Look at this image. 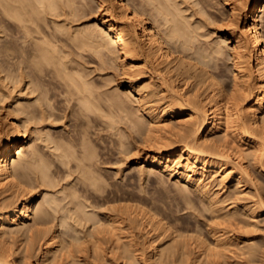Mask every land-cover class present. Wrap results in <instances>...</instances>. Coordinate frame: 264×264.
<instances>
[{"label":"bare ground","instance_id":"bare-ground-1","mask_svg":"<svg viewBox=\"0 0 264 264\" xmlns=\"http://www.w3.org/2000/svg\"><path fill=\"white\" fill-rule=\"evenodd\" d=\"M182 2H184V0H148V4L151 5L152 9L156 12V19L152 22L145 12L138 7L140 4L137 6L132 0H95L98 11L101 13L105 12L104 16H98L93 25H91L92 22L88 25L87 23L84 24L85 26L83 27H81V25H78L79 27L74 25L76 28L72 29L73 26H70L75 16H79L80 13H86V9H84L85 2L82 0L77 2L76 0H0V55L2 56L0 72L6 71L2 77L0 76V80L6 81V79H8L13 82L14 85L18 82L20 84V81L28 83V86H25L28 87L29 90L27 94L30 93L29 95H31V93H35L36 91V93H38L39 91L36 97L34 96L35 102L39 101L42 104L45 103L46 105L43 104L44 107L51 106L50 109H55V107H53L54 105H51L52 96L48 95L50 91L43 87V84L47 82L44 79V77H46L45 75H50L54 79H58L59 82L57 81V83L62 85L58 86L64 87L63 92L68 93L66 94L68 95V103H70V100L75 99L76 105L79 107L76 108L79 109V114L84 117V122L82 121V123L86 126V128L81 129L79 138H76V143L71 141L72 137L71 140L68 141L65 139H62L65 141H59V139L55 141L54 139L50 140L51 137L48 138V141H55V151L54 148L53 151H57L55 153V158L60 161V165L58 164L59 167L65 165L64 167L67 168V166L71 164V170L73 169L74 172H78L76 178L77 182L74 186L72 185L74 182L71 183L72 188L67 192L65 187V189L62 188V190L61 188L60 190L56 188L58 186L56 179L58 178L54 179V169L53 172L50 170L51 164L49 163V165L46 163L47 159L45 162L41 154L43 152L40 153L37 150L39 147L36 148V145L35 147L30 145L31 148H29V146H26V143H24V139L28 137V134H26L28 130L27 123L32 119L31 114H37L36 112L34 113L36 109H30V107H34L33 103L28 102V100L30 101L32 98L28 97L27 103H23L19 94L20 97L11 102L9 106L10 110L7 111V116L5 114L7 118L2 115L6 120V124L4 131L0 130V195H3L0 199V264H29L30 260L28 261L26 258L27 256L21 255L19 252L18 255L14 254L13 250L11 251L9 247H7L8 245H5L8 243L6 241L8 238L6 236L7 234L9 235L8 229H13V226L15 229H13L11 233L19 234L20 236L23 235V237H25L26 245L24 244L25 247L23 245L22 248L24 247L26 251L29 250L31 252L32 248L30 250V247L40 244L39 246L42 248V251L37 260L32 264H92L90 263L92 259L90 260L88 258L89 255L87 257L86 254V256H83L84 258H81V255L78 256V253H74L75 249L77 250L78 247L81 248L80 250L78 249V251L82 252V247H88H85L84 244L88 245L89 242L90 244L92 243L94 247L95 256L97 255V258L94 257V261L97 263L99 259V264H140V261L144 259L145 264H147V262H149V264H164V262L166 261L165 263H167L168 259L175 253L176 256L179 254V234L176 240L173 238V242L168 241L169 243L165 242L166 245H164L165 243L160 242L164 241L163 238L161 239V236H163L162 233L157 234L158 231H155V234L153 226L151 227L153 224L150 225V223H152L150 219L151 216L146 214L148 212L143 207L142 208L146 212L138 211L139 209L135 212H138L137 222L139 223L137 225L139 226L140 224L142 226V230L145 233L144 235L147 237L145 248L147 254V256L145 255L146 258L143 259V256H141L142 254L140 253V255L138 253L139 249L135 247L134 244L136 242L134 243L132 239L125 240L122 243L118 242L122 239L121 235L120 238L117 235L119 239H114H118L117 242L121 244L114 245L115 243H113L112 245L110 243L112 245L111 259L109 256L105 258L104 256L106 255H103L101 251L98 254L99 248L104 240L101 238L102 243H100L98 234H104L105 232L103 231L107 228V233L111 231L112 234H114L112 226L114 225L115 231V226L119 224V220L117 217L109 215L108 224L112 226L110 227L109 225L107 227V223L104 221L103 223L101 222L102 219L98 216V210H95L94 201L90 199L94 196V188L100 178L98 179L99 175L95 174L96 171L94 167L97 164L94 166V159L97 157V154L94 156V143L91 145L88 139L90 136L87 126H89V121L91 119L93 120L92 114H94L96 109L99 110L101 106L97 102V95L95 93L98 91L95 92L94 90V81L90 77V72L88 74L84 72L85 67L83 66L85 65H83L82 62L83 57L80 58V56H82L81 51H89L92 52V54L95 53L100 56H108L109 60L111 59L114 60L113 62H118V64H116L121 67L122 72L128 73V76L130 73L131 76L132 73L135 72L136 74L137 72H143V74L151 72V74L143 80L145 83L142 82L144 83L142 86L136 84L139 80L136 78V75H134L135 77H131V85L126 91L128 92L126 96L131 94V98H133V95L137 97L140 103H137L139 104V110H141L140 118L142 117V119L138 117L140 112L135 113L133 111L134 113H132V111H130V101H126V99L123 98L124 96H122L123 94L119 95L120 93L115 91L116 94L114 93L115 95L113 94L109 97L116 103L118 107L116 108L125 113L123 117H128L131 120L130 122L132 125L130 127H133L132 129H134L135 134L137 131H140V134H144L145 132L161 133V139L155 138L156 141L152 139V141L156 142V145L159 144V147H154L150 152L145 154L141 162H136L149 166L151 170L156 169L164 175L177 177L185 185L193 187L197 193L206 200L204 201L206 205L209 204L211 206H209L211 209L213 206H217L219 202L218 193L214 189L215 187L213 188V178L219 177L220 179L217 180H220V183H226L232 180L235 187H238L241 185L240 183H242V180H244V178L242 179V176H244L243 174H248L247 165L244 163V156L247 155L246 148H244L243 145L242 147L232 145L227 139L229 135L234 141L240 142V144L244 141L245 144L248 145L247 149L251 151V157H253L255 161H258V164H264L262 163L264 159V31L261 15L264 11V0H223L222 6H230L228 14H226L227 12L222 13L225 17L222 15L219 16L220 19L222 17L226 18L227 23L224 21L225 34L223 36L221 35V39H218L217 42L215 41L208 51L203 49L199 44V42L201 43L199 35L200 37L202 35V32H199V28H201L203 24L201 25V22L197 21L199 22L197 25L196 19L192 17L193 15L190 16L189 13V15L185 14L188 7L186 9L183 8L181 6L183 5ZM142 5L143 4H141V7ZM205 6H207V4ZM63 16L64 18H60ZM70 16L74 17L72 18L73 21H71ZM68 18L71 23H69L70 21H66ZM59 19L64 20L61 21ZM229 38L232 40V43L228 42ZM66 46L74 49L77 48L78 50L74 52V49H69L72 50L73 53L72 51H68L69 47L64 49ZM76 51H79L81 54L79 55ZM84 52L83 55H85ZM227 52L229 55L228 59L231 61L232 74H227L230 76L228 80V77H225L227 81L224 78L219 81L215 79L217 76L213 75V71H208L204 68V65L202 66L200 64H207L212 58L221 57L220 55L227 54ZM75 53H78L77 55L79 58H77L78 56L75 55ZM71 54H74L76 58H73ZM206 58L210 59L206 60ZM80 59H82V61ZM139 64H142V66L138 67ZM216 65H214V67ZM149 67L151 69L147 71ZM221 69L223 68L221 67L219 72H222ZM151 70L156 71L159 75L156 77L159 78L153 76ZM39 72L43 74L45 72L47 73L45 75L41 74L40 76ZM50 76L49 79L52 78ZM193 78L200 80L196 83L197 88L195 92H193L194 94H191V92H189L190 89L187 91L186 87L188 82ZM27 79L29 80L26 81ZM51 80L53 81V79ZM201 82L205 85L202 92L199 91L202 86L200 85L202 84ZM52 83V85H55L54 82ZM17 85H15V87ZM53 89H56V87ZM61 94L63 93L61 92ZM152 94L154 96L157 95V97L159 96V103L157 101L158 104H153V102L157 100L156 98V100L150 103L152 101L151 99L149 102L150 105L142 104L144 99L146 100L149 97L152 98ZM100 101H102V98ZM126 102H128V104ZM145 102H147V100ZM241 102L243 105L242 108L239 107ZM38 104H36V106ZM138 108L136 112L139 111ZM37 109L39 110V108ZM109 109L113 108L110 107ZM39 113H41L40 117L43 119L46 112L41 108ZM22 114L24 117L21 116ZM51 114L50 116L48 115L49 118ZM74 114L76 113L74 112ZM135 114H137V116ZM107 115L112 119V114L110 116V114L107 113ZM118 115L120 116V114ZM133 115L137 118H134ZM182 115L185 116V118H183L185 119L183 120L184 122L181 123V121L177 120L178 125L176 124V127L178 126L180 129L173 131L175 124L172 127L169 123ZM48 117L45 119L48 120ZM109 118H105L106 121ZM52 119L53 118H51V120ZM39 120L40 119H38V121ZM112 123H114V121H112ZM105 127L107 128V126ZM126 129L128 132L131 130H128V128ZM111 130H113V128ZM154 135L152 136L154 137ZM150 136L151 135H149V137ZM174 136H179V138L181 136L184 137L183 144L180 143L182 144L181 147L173 144L172 140ZM149 139L151 138H148V141H150ZM121 144L123 143H120V145ZM49 145L50 144H48V146ZM120 147L121 146H119V148ZM27 148L31 150L28 151ZM50 154L53 155L54 153ZM126 156H129V152ZM132 157H134V155ZM136 159L140 160L139 157ZM229 162H231L232 165ZM227 163L231 165L230 168L227 167ZM54 165L51 166L54 167ZM145 169L141 168L142 173ZM233 169H235V171L237 170L235 174ZM56 170L55 172H57ZM63 170L62 172H65V169ZM71 176V174H68V178ZM99 184L101 183H98V185ZM102 186L103 185H101V187ZM36 187L42 188V190L40 189V193H43V200L37 197L38 192H34ZM99 190H102V188ZM58 192L59 194L60 192L63 193L64 197L62 198L60 196L59 198L57 196L59 195L57 194ZM260 198L261 199L258 198L260 204L258 207V209L260 208L259 211L264 209V196ZM189 199L185 202H189ZM248 205H244V208H239V210L247 209ZM106 206V210H108L110 207L108 205ZM249 206L251 207V205ZM120 209L122 210V208ZM120 209L115 211L118 212ZM214 209L217 211L216 208ZM140 210L142 209L140 208ZM255 210L254 208L253 210L250 208V211H247L250 213V217H254L256 213L253 214L252 211L255 212ZM234 212L232 211L231 214L233 215ZM150 214L152 215V213ZM247 218L248 217H246V219ZM134 219L136 220L135 217ZM162 223H160V225ZM162 230L161 231L165 233L167 229L164 230L163 228ZM67 235L70 237L67 238ZM113 236L114 235H112V237ZM165 236L168 235L165 233L164 237ZM112 237L111 239L113 240L115 236ZM222 237L224 236L222 235ZM219 240L220 239H217L216 243H218ZM105 241V243L109 241L112 242L111 240ZM225 241L227 242V239ZM220 242H222V240H220ZM243 242L245 245L243 246L245 249L247 247V252L250 255H254L255 257V254H259L258 250L260 248H257L259 246L253 241V238L247 237ZM203 243L204 242H202V244ZM216 243L212 245L218 246ZM227 243L229 244V242ZM202 244L200 243V246H202ZM224 244H222V247ZM102 247L104 246L102 245ZM202 247L206 248L203 249L207 252L206 255H210L209 258H211V255H216L217 253L215 252L217 251L215 250L216 248L212 249V247H206L205 245ZM17 250L15 252H17ZM204 250L198 255L197 260H199L200 263L205 260L201 258L202 254H205ZM176 251H178V254ZM259 251L261 252V250ZM100 254L101 257L99 258ZM217 254H219V251ZM29 255H31V253ZM217 256L218 255H216V258Z\"/></svg>","mask_w":264,"mask_h":264},{"label":"rangeland","instance_id":"rangeland-1","mask_svg":"<svg viewBox=\"0 0 264 264\" xmlns=\"http://www.w3.org/2000/svg\"><path fill=\"white\" fill-rule=\"evenodd\" d=\"M77 1H80V0H76V2ZM82 1L85 2L84 9H86V13L85 14L80 13L79 16H77V17L75 16V18L73 16H70L71 21H73L72 18H74V21L72 23H71L69 18H68V20H66L67 22L70 21L69 23H71V26L70 25L69 26L70 27L73 26L72 29L76 28L74 25H77V26L81 25V27H83V26H85L84 24H86V23H87V25L91 24L90 22H92L91 25H93V24H95L94 22H96V18L98 16H104L105 12L101 13L98 11V7L96 6L95 0H82ZM132 1L134 2V4L136 3L137 6L140 4L138 7L143 12H145V14L150 18V20L152 22L155 21L156 12L154 9H152V6L148 4V0H137L138 2L136 0H132ZM201 1L200 0H197V1L196 0H189V1L184 0V2H182L184 6L183 5H181V6L185 9L188 7L186 9L187 11H185V14H187V15L190 14V16L193 15L192 17L196 19V22L199 21V22H201V25L202 24L204 25V26L202 25V27H201L202 30H201V28H199V32L201 31L202 33L201 32L200 33L203 35V36L201 35V37L199 35V40L201 41V43L199 42V44L201 47H203V49L208 51L211 48V46L215 43V41L217 42L218 39H221L220 36L221 35L223 36L225 34V32H224L225 26L224 25L226 22V18H224L225 16L222 13L227 12L226 14H228L230 6H222L223 0H203L202 3H201ZM141 2H143V3H141ZM195 3H197V4H195ZM141 4H143L142 7H141ZM206 4H207V6H205ZM144 5H146V6H144ZM213 12H214V14H213ZM211 13L213 14V16ZM215 15H217V16H215ZM220 15H222L224 17L221 16L222 18L220 19V17H219ZM261 15H262V24H263V31H264V11L261 13ZM60 18H64V16L60 17ZM59 20L63 21L64 19H59ZM199 22H197V25L199 24ZM204 34H206V35H204ZM231 39H232V37H231ZM231 39L229 38L228 42L232 43ZM202 41H203V43H202ZM68 47L69 46H66V48L64 47V49H67ZM69 49L73 50L74 48H72V47L68 48V51L71 52L72 50H69ZM75 50H78V49L75 48L73 51L75 52ZM65 51H67V50H65ZM76 52H78L79 55L81 54L79 51H76ZM81 52H82V54H81L82 56H80V58L83 57V61H82V59H80V60L83 62V65H85V66H83V67H85L84 68L85 70L84 69H82V70H84V72H86L87 74L90 72L89 73L90 77L94 81V90H95V92L98 91L97 93H95L97 95V102L102 108L101 109L99 107V110H97V109H96L97 111L95 110L94 114H92L93 120L91 119L89 121V126H87V128H89L88 130H89V136H90V137L88 136L89 137L88 139H89L91 145H93V143H94V145H93L94 146V152H95L94 156H95V154H97L96 156L98 157V158L94 157L95 158L94 159V166L97 164L94 167V169L96 171L95 174L99 175L98 179L99 178L100 179L97 182L101 183V184H99L100 186L98 185V183H96L98 186L95 184L96 187L95 186L94 187L98 188V189L94 188V196L95 197L93 196L90 199L92 201H94L93 203L95 206V210H98L97 213H98V216L101 217V218L100 217L99 218L102 219L101 220L102 223L104 221L105 223L108 224V220L110 218L109 215H113V216L117 217V219L119 220L118 223L120 224V225L116 224V226H115L116 232L114 231V225L113 226L110 224L107 225V227L109 225H110V227L111 226L113 227L112 228L113 230L112 229L111 230L113 231L114 234H112L111 231H108V233H107L106 231L108 228L105 231H103V232H105L104 234L103 233H100L101 235L98 234V237L100 239L99 240L100 243H102V240L104 239L103 240L104 244L103 243L101 244V247L99 248L98 254L101 251V253H103V255H106V256H104L105 258H108L107 256H109V258L111 259V256H112L111 246L113 245V243H115L114 245H119L125 240L132 239V241L134 243L135 242L137 243V244L135 243L134 245L137 249H139L138 253L142 254V255L141 254L140 255L143 256V259L146 258L145 255L147 256V254H146L145 248H146L147 237H146V235H144L145 233L142 230V226L140 224H139V226L137 225L139 223V222H137L138 212L137 213L135 212L139 209L138 211H144V212L147 211L149 214L148 213H146V214L151 216V217L149 216L151 221H152V223H150V225L153 224V225H151V227L153 226L154 232L158 231L157 234L162 233L163 236H161V239L163 238L164 241H160V242H163V243L168 242V241L173 242L172 241L173 238H175L174 240H176L179 236H180V238L183 239V240L180 238L178 239L181 241V242L179 241V244H178L179 245L178 246L179 247L178 248L179 254H178V251H176L178 255L176 256V253H175L171 258L168 259L167 263H165L166 262L165 261L164 264H192V263L193 264H202V262H203V264H264V209L261 208L263 210H260V211H259L260 208L258 209V207L260 206L259 199H261L260 197L264 196L263 195V193H264V190H263L264 189V167L263 166H264V164L263 165L258 164V161H255L253 159V157H251L252 156L251 151L247 149L248 145L245 144L244 141H242L241 144H240V142L234 141L230 135H229V137H227V139L231 142L232 145L241 146V147L243 145L244 148H246V153H247L246 156L247 157L244 156V163H245V165H247L248 174L247 173L243 174L244 176H242V179L244 178V180H242V183H240L241 185H239L238 187L237 186L235 187V185L232 183V180H230L226 183L221 182L222 183L221 184L220 180H217V179H220L219 177L213 178V188L215 187L214 189L218 193L217 196H218L219 202L217 203V206H213L214 208H216L217 211H215V209L213 207L211 209L210 208L211 206L208 203H207L208 205H206V202H204L206 200L199 193H197V191L193 187L185 185L177 177H170L166 174L164 175L162 172H160L156 169L151 170V168L149 166L142 165L141 163L140 164L137 163V162H141L143 160L145 154H147V152H150L151 149H153L154 147H156V148L159 147L158 146L159 144L156 145L155 138L161 139V133L160 132H158V133L153 132L155 135L157 133L156 137L153 133H146L145 132L146 133V134L144 133L145 135L142 133L140 134V131H137L139 133L136 132V134H135L134 129H132L133 127H130L132 125L130 122L131 120L125 115L124 116L127 117L129 120L127 118L123 117V114H125V113L121 112L120 109H117L118 107L116 106V103L114 102V100L110 99L109 97L111 95H113L114 93L116 94V92L120 93L119 95L123 94L122 95V96H124L123 98L126 99V101H130L129 102L130 109H131L130 111H132V113H134V112L139 113L140 112L138 114V117L140 118L141 110H139V108H138L139 107L138 105L140 103H139L137 97L133 95V98H131L132 97V96H130L131 94L130 95L128 94V96H126L128 93L126 91H127L128 87L131 85V77L136 75V78L139 79L136 84L142 86L145 83L143 80L146 79L148 77V75L151 74V72L145 73L146 75L143 74V72L142 73L137 72V74L135 72V73H132L131 76H130V74H131L130 73L128 76V73L122 72L121 67L119 65H117L118 62H113L114 60H111V59L109 60L108 56L107 57L106 56H100V55H97L95 53H94L95 54L94 55V54H92V52H89V51H85V52L81 51ZM83 52L85 55H83ZM78 53H75V55H77ZM71 55L73 56V58L75 57L74 54H71ZM220 56L221 57H218L220 59L214 58L216 60L218 59L219 61L218 60L216 61L213 58L210 61L209 60L210 58H206V60H209V62H207V64H200V65H202V66L204 65V68H206L208 71H213V75L217 76L215 78L216 80L220 81L223 78L225 79V77L226 78L228 77L227 78V80H228L230 78L229 75L232 74L231 73V69H232L231 61H230V59H228L229 58L228 52H227V54H223ZM77 58H79V56ZM138 60L141 61L140 59H138ZM1 62H2V56L0 55V63ZM215 62H217V63H215ZM216 64H218V65H216ZM214 65H216V66L214 67ZM139 66L141 67L142 64H139L138 67ZM83 67H81V68H83ZM221 67L223 68V69H221L222 72H219ZM148 69L150 70L151 68L150 67L147 68V71H149ZM120 71L122 72V74ZM151 71H152L153 76H155V77L159 76L156 71H153V70H151ZM5 72L6 71L0 72V76L2 77ZM39 73H40V76H41V74H43L41 72H39ZM46 73L47 72H45L43 75H45ZM227 74H229V75H227ZM124 75H126V76H124ZM45 76L47 77V78L44 77L45 81H47L46 82L47 84L44 83L46 85L43 84V87H45L46 89H49L50 92H48L49 93L48 95L53 97V98L51 97V101H52L51 105H54L53 107H55V109L53 107H52L53 109H50L51 106L50 107H47V106L44 107V105H46L45 103H43L44 104L43 105L39 101H38L39 104L37 101L35 102L34 99H35L36 95L39 93V91H38V93H36L37 91L35 93L34 92L31 93V95H29L30 93L27 94L29 92V90H28V87H25V86L26 85L28 86V83H25L24 81H22V82L20 81V84L18 82L17 83L18 85L15 84V85H17L15 87L14 83L8 79H6V81L0 80V111H1L0 112V130L4 131L5 124H6L5 123L6 120L4 119V117L7 118L6 117L7 111L10 110L9 106L11 105V102L14 99L15 100L18 99L20 96L22 98L23 103L24 102L27 103L28 97L32 98L34 100V102L32 99H31L32 101L28 100V102L33 103V106H34V107H30V109H32V110L36 109V110H34V113L36 112L38 115L33 114V113L31 114V116H32L31 120L32 121L34 120V121L32 122L31 120H29L27 123V126H28L27 129L28 130L26 131L27 132L26 134H28V137L24 139V143H26V146H29V148H31L30 145L31 146L33 145L34 147L36 145V148L39 147L37 150L40 153L43 152L41 154H42L43 158L45 159V162L47 159L46 163H48V164L50 163L51 165H54V164L57 165V166L54 165V167H55L54 168L53 166H51L49 164L50 170L52 172L54 169V172H53L54 173V175H53L54 179L58 178V179H56L57 185H58L56 188L58 190H60V188H61V190H62V188L63 189L66 188L67 192H69L68 190L71 189L72 185L74 186V184L77 182L76 178H77L78 172L77 171L74 172L73 169L71 170V168H70L71 164L68 165L70 168V173H69L68 166H67V168L64 167L65 165H61L59 167L60 161L55 158V153L57 151L54 152L55 151L54 142L57 141V139H59V141L62 139H65L68 141V140H71V137H72L71 141H74L76 143L77 142L76 138H79V133H80L81 129L86 128V126L82 123V121L84 120V117L79 114V111H78L79 109H77L79 107H78V105H76L75 99L70 100V103H68L69 102V100H67L68 95H66L68 93L63 92L64 87L63 88L60 87L62 85L57 83L58 79H56V78L54 79L50 75H45ZM49 76L52 78L49 79ZM156 78H159V77H156ZM51 79H53V81ZM28 80L29 79H27L26 81H28ZM199 80H197V78L191 79L187 84L186 90L188 91L190 89L189 92H191V94L193 92H195V90L197 88L196 83ZM50 81L54 82L55 85H52L53 84L52 82H51L52 84L49 83ZM142 82H144V83H142ZM201 83L202 84H200V85H202V86L199 90L200 92H202L205 88V85H203V82H201ZM58 85H60V86H58ZM95 86H96V88H95ZM55 87H56V89H53ZM99 89H101V90H99ZM61 92L63 94H61ZM19 94H20V96H19ZM57 95H58V97H57ZM15 96H16V98H15ZM59 96H61V97H59ZM158 97H157V95L156 96L153 95L152 98L149 97L146 99L147 102H145L146 100L144 99V101H142L143 103L142 102L141 103L146 104V105H150V103H152L153 100H156V98H157V100L154 101L153 104L154 103L158 104L159 103ZM4 98H5V100H4ZM101 98H102V101H100ZM53 99H54V101H53ZM65 99H66V101H65ZM151 99H152V101H151ZM55 101H56V103H55ZM157 101H158V103H157ZM134 102H135V104H134ZM126 103L128 104V102H126ZM137 103H139V104H137ZM36 104H38V105L36 106ZM240 104L241 105L239 107L242 108L243 107L242 102ZM131 105H133V106H131ZM109 106L113 109H109L110 108ZM68 107H69V110H68ZM37 108H39V110ZM41 108L44 112H46L44 114L45 116L43 117V119L40 117L41 113H39ZM44 108H46V109H44ZM137 108L139 111L136 112ZM50 110H52V111H50ZM73 111L76 114H74ZM114 111H115V113H114ZM52 112H54L55 114ZM47 113H49V114H47ZM107 113L110 114V116L112 114V117H111L112 119H110L108 117L109 115H107ZM5 114H6V116H5ZM50 114H51V117L49 118L48 115L50 116ZM118 114H120V116ZM33 115H35V116L37 115V116L35 117ZM135 115L137 116V114H135ZM21 116L24 117L23 114ZM46 116L49 118L48 120L45 119V118H47ZM97 116H98V118H97ZM114 116H116V117H114ZM113 117H114V119H113ZM51 118H53L52 120H54V121H52ZM76 118H77V120H76ZM94 118H96V119H94ZM105 118L106 119L109 118V119L106 121ZM134 118H137V117L134 116ZM179 118L176 120H173L172 122L169 123L172 127L175 124L174 125L175 128L173 127V131L180 129V128H178V126L176 127V124L178 125L177 120L181 121V123H183L184 122L183 120H185V119H183V118H185V116H183V115L180 116ZM38 119H40L41 121L40 120L38 121ZM140 119H142V117ZM50 120L52 121L53 124L51 123ZM97 120H99V121H97ZM46 121H47V123H46ZM103 121H104V123H103ZM110 121H111V123H110ZM112 121H114L115 124L112 123ZM106 123H108V124H106ZM121 125H122V127H121ZM92 126H93V128H92ZM105 126H107V128ZM124 126L126 128H128V130L131 129L130 132L133 133L134 135L131 134L130 132H128ZM112 128H113V130L114 129L115 130L114 131L111 130ZM99 135H101V136H99ZM149 135H151V136L149 137ZM152 135H154V137ZM74 136H76V137H74ZM93 136H95V137H93ZM48 138H50V140L54 139L55 141L54 140H53V142L48 141L49 140ZM148 138H151V139H149L150 141H148ZM183 138L184 137H182V136L180 138H179V136H176V137L174 136V139L172 138L173 139L172 142L174 145L181 147V145L183 144V141H184ZM152 139L155 141H152ZM65 140H62V141H65ZM44 141H46V142H44ZM111 142H113V143H111ZM152 142H155V143H152ZM120 143H123V144L120 145ZM180 143H182V144H180ZM48 144H50V145L48 146ZM119 146H121L120 148L122 149V151L119 148ZM53 148H54V151H53ZM39 149L42 151H40ZM27 150L30 151L31 149L27 148ZM96 150H97V152H96ZM122 152H124L126 154H128V152H129L130 158H129V156H126V154H124ZM50 153H52V154L54 153L53 154L54 156L51 155ZM132 153H133L134 157H132L133 156ZM134 153H136V154H134ZM47 156L50 158H48ZM52 156H53V158H52ZM137 157H139L140 160L136 159ZM108 159H109V161H108ZM56 160H58L59 162L58 161L55 162ZM95 160H97V161H95ZM263 161H264V159L262 160V163H264ZM229 163L231 164V162H229ZM230 164L227 163V167L230 168L232 165V164L231 165ZM141 168L142 169L146 168L145 171H143V173H142ZM63 169H65V172H62V171H64ZM98 169H99V171H98ZM55 170L57 172H55ZM233 170L235 171V169H233ZM71 171H73V172H71ZM236 172H237V170L234 172V174ZM68 174L72 175L71 176L72 178L70 177L71 179L68 178ZM245 175H246V177H245ZM249 175H251V176H249ZM71 183H73V184L71 185ZM101 185H103V186L101 187ZM232 185H234V186H232ZM36 188L34 189V192H38L37 197L42 198L43 193H40L41 192L40 189L42 190V188L41 187H36ZM101 188L104 192L102 190H99ZM95 191L96 192L98 191V192L96 193ZM0 192H1V188H0ZM57 194H59V192ZM60 194L57 196L59 198H60V196L63 198L64 194L61 192H60ZM2 196L0 195V199L2 198ZM102 199H104V200H102ZM188 199H189V202H185ZM218 199H217V201H218ZM42 200H43V198H42ZM104 203L110 207V208H108V210H106L107 206ZM248 204L251 205V207ZM100 205H102L103 207ZM244 205H248L247 209H249V210H247L245 208L244 210L242 209L241 210L242 212H241L239 210V208L240 209L244 208ZM116 206H118V207H116ZM119 206H120V208H122V210L119 208ZM127 207H129V208H127ZM139 207L142 210H140ZM142 207L145 208L146 211ZM252 207L254 209H256L255 212L252 211L253 214L256 213V214H254L253 218L250 217V213L247 212V211H250V208H251V210H253ZM117 208L120 209L118 212H116L118 210ZM99 209L103 212H101ZM213 209H214V212H213ZM231 210L233 212L235 211L233 215L231 214L232 213ZM236 210H237V212H236ZM230 211H231V213H230ZM238 211H239V214H238ZM150 213H152V215ZM236 213H237V215H236ZM241 215H244V216H241ZM134 217L136 218V220L134 219ZM246 217H248L249 219L248 218L246 219ZM160 223H162V224L160 225ZM104 228H106V227H104ZM163 228H164V230L167 229L165 231V233L168 236L164 237L165 233L162 232ZM13 229H15L14 226H13ZM13 229L12 228L8 229L9 235L7 234V236H6V237H8L6 240L8 243L6 242L7 244H5V245L6 246L8 245L7 247H9V249L11 251L13 250L14 254L18 255L20 253L21 255L27 256L26 258L28 259V261L30 260L29 264L34 263L42 251V248L39 246L40 244L35 245L36 247L35 246L30 247L29 248L30 250L32 248L31 252L29 250L26 251L24 249V247L26 245V242H25L26 239H24L25 237H23V235L20 236L19 234L11 233ZM117 230L118 231L121 230V231L118 232ZM156 232H155V234H156ZM110 233L112 235H114L115 237L113 236L114 237L113 238ZM102 234H103V236H102ZM178 234H179V236H178ZM65 235H63V236L66 237ZM117 235L119 238L122 236L121 237L122 239H120L121 241H118L119 238L117 237ZM222 235L224 237H222ZM67 236H68L67 238L70 237L69 235H67ZM125 236H127V237H125ZM246 236L253 238V241H255L257 246H259L257 248L258 249L260 248L259 250H261V252L258 250L260 255L257 253V254H255V257H254V255L252 256L247 252V247L245 249V247H244L245 245L243 242V240L245 238H247ZM105 237H106V239H105ZM111 237L113 238V240L115 238H118V239L113 241L111 239ZM123 237H124V239H123ZM230 237H232V238H230ZM101 238H102V240H101ZM217 239L222 240V242H220V240H219V242L216 243ZM226 239H227V242H229V244L225 241ZM105 240H111L112 242L109 241V242L105 243L106 242ZM87 241H88V239H87ZM117 241L121 242V243H118ZM214 241L218 246L212 245V244H215ZM202 242H204V243L206 242V243L202 244ZM200 243L202 244V246H204V245L206 247L209 246L210 248L212 247V249L216 248L215 250H217V251H215V250L214 251L217 253L219 251V254L216 253V255H218L217 258H216V255H211V258H209L210 255H206L207 252L204 250L206 248L200 246ZM207 243H209V244H207ZM86 244H87V242H86ZM89 244H90V242L88 243V245L84 244L85 247L88 246V247H86L87 249L82 247V252L81 251L79 252L78 249L80 250L81 248L78 247L77 250L75 249L74 253L75 252L78 253V256L81 255L80 256L81 258H84L83 256H86V254H87V257L89 255L88 258L90 260L92 259V261L90 263L93 264L96 262L94 260H95V258H97L96 257L97 255L95 256V254H94L95 251H94V247H93L92 243L90 245ZM139 244H140V247H139ZM222 244H224L223 247H222ZM23 245H24V247L22 248ZM102 245L104 247H102ZM164 245H166V243ZM225 245H226V247H225ZM10 246H11V248H10ZM201 247H202V249H201ZM219 247H221V248H219ZM16 250H17V252H15ZM102 250H103V252H102ZM199 250H200V252H199ZM203 250L205 251V254L203 253L201 258L203 260L204 259L205 260L200 263V261L197 259H198V255H200V253H202ZM22 251H23V253H22ZM33 251H34V253H33ZM262 251H263V253H262ZM30 253H31V255H29ZM90 254H92V255H90ZM108 254H111V255H108ZM212 256L214 257V262H213ZM100 257H101V254H100L99 258ZM184 257H185V259H184ZM187 257H188V259H187ZM207 258H208V260H207ZM89 259H88V261H89ZM195 259H196V262H195ZM186 260L188 263L186 262ZM140 262H141L140 264H145V259L143 261H140ZM142 262H144V263H142ZM97 263L99 264V259H98ZM97 263H95V264H97ZM147 264H149V262H147Z\"/></svg>","mask_w":264,"mask_h":264}]
</instances>
